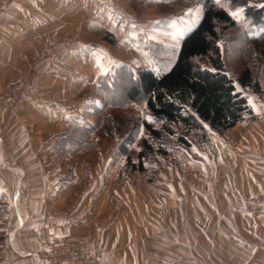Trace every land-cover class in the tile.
Masks as SVG:
<instances>
[{"label":"crops","instance_id":"crops-1","mask_svg":"<svg viewBox=\"0 0 264 264\" xmlns=\"http://www.w3.org/2000/svg\"><path fill=\"white\" fill-rule=\"evenodd\" d=\"M156 1L16 0L0 11V93L38 76L18 116L0 101V264H45L42 231L88 240L99 264H264V95L249 103L254 118L196 148L183 170L168 162L146 190L121 139L67 133L94 123L99 101L83 94L120 66L116 44L130 48L147 20L161 21Z\"/></svg>","mask_w":264,"mask_h":264},{"label":"trees","instance_id":"trees-1","mask_svg":"<svg viewBox=\"0 0 264 264\" xmlns=\"http://www.w3.org/2000/svg\"><path fill=\"white\" fill-rule=\"evenodd\" d=\"M157 1L175 8L181 0ZM229 1L242 12L236 13L233 7H223L214 0H199L204 8L202 18L181 39L179 47L150 41L145 47L148 58L158 66L170 64L163 75L144 68L132 70L127 65L115 66L101 75L94 92L99 105L92 107L89 114L94 123L68 124L67 133H98L100 138L121 139L118 153L127 157V166L133 172H144L145 162L155 160L156 147L168 155L163 144L170 138L180 146L201 149L211 145L215 135H223L241 121L254 118L248 98L240 89L262 93L264 0ZM243 24L247 38L237 50L243 64L231 69L235 43L229 32L241 30ZM157 55L166 57L167 62ZM138 141L139 162L134 164L128 152ZM82 143L95 146L98 141ZM2 212L0 208V223Z\"/></svg>","mask_w":264,"mask_h":264},{"label":"rangeland","instance_id":"rangeland-1","mask_svg":"<svg viewBox=\"0 0 264 264\" xmlns=\"http://www.w3.org/2000/svg\"><path fill=\"white\" fill-rule=\"evenodd\" d=\"M215 2L219 3L221 6L226 8H234L236 13H241V9L235 8L234 5L230 3L229 0H214ZM199 0H181L178 1L175 4V8L171 5H166L163 2H157L156 6L157 10L161 11L162 19L161 21H155L150 22V20H147L145 22L144 27L140 29V35L138 34L137 37L131 38V45L130 48L127 45H117L116 48L118 50V53L120 54L121 61H117V64L127 65L132 70H136L139 68H144L153 71L156 75L161 76L163 75L169 68L170 65L165 59L166 57H162L161 55H157L158 58L160 57L161 60H164L167 63H162L161 65H155L147 56V52L145 50V47L149 45L150 41H158L156 43L158 44H164L166 46H170L172 48L179 47L181 39L188 33H190L193 28H195L200 19L203 15L204 8L201 7V5L198 3ZM148 5V4H147ZM143 7L142 5H140ZM150 7V6H149ZM181 11V14H179ZM171 17V18H169ZM244 24L242 25L241 30L239 28L233 29L229 33H231V36H234L232 39V43H235V47L232 49V55H231V62L230 67L231 69H234L236 64H243L242 56L237 55V50H240L242 46L246 42L247 33L246 30L243 28ZM134 35V33H132ZM238 36V39L235 38V36ZM117 41V39H116ZM161 42V43H159ZM231 43V44H232ZM230 45V43H228ZM144 47V48H141ZM235 53L236 55H233ZM170 62V61H169ZM123 63V64H122ZM261 88L264 86V79L260 81ZM241 93L248 98V102H260L263 100L264 92L260 94L253 93L249 89L247 90H241ZM95 97L94 93H84V97ZM94 99V98H93ZM87 100H89L87 98ZM250 105V104H249ZM148 120H150L149 117H147ZM141 137V135H140ZM139 137V138H140ZM138 138V139H139ZM169 142H166V144H163V148L167 150L168 155H163L160 152H158L157 147L154 150V157L155 162L147 161L145 162V171L144 172H132V180L136 181V183L140 187H145V190L149 188V185L151 182L157 180L160 178V175H158V171L160 168L165 166L168 162L177 161L180 165V170H183V166L186 162H188L189 159H191L190 156H195L194 151H196L197 146H193L192 148H186L183 146H180L176 144V141L174 139H169ZM200 149V148H199ZM211 149L210 146L206 145L201 148L200 154H203L204 150ZM140 150L139 141L133 144L130 147V150L128 153L132 159V162L134 164H138V153ZM120 164H122L123 159H119ZM118 161V162H119ZM153 162V163H152ZM127 163V161H125ZM127 166V165H126ZM131 170V168H128ZM1 232V231H0Z\"/></svg>","mask_w":264,"mask_h":264},{"label":"built area","instance_id":"built-area-1","mask_svg":"<svg viewBox=\"0 0 264 264\" xmlns=\"http://www.w3.org/2000/svg\"><path fill=\"white\" fill-rule=\"evenodd\" d=\"M16 0H0V11L7 9ZM38 76L34 71L23 77L7 90L0 93V101L13 114H20L22 103L36 89ZM45 264H99L101 255L91 249L88 240L67 237L51 239L46 231L41 233Z\"/></svg>","mask_w":264,"mask_h":264},{"label":"snow or ice","instance_id":"snow-or-ice-1","mask_svg":"<svg viewBox=\"0 0 264 264\" xmlns=\"http://www.w3.org/2000/svg\"><path fill=\"white\" fill-rule=\"evenodd\" d=\"M218 2H219V0H218Z\"/></svg>","mask_w":264,"mask_h":264}]
</instances>
